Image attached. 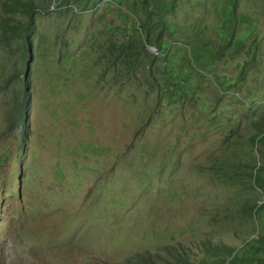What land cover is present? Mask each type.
Listing matches in <instances>:
<instances>
[{
  "label": "rangeland",
  "instance_id": "rangeland-1",
  "mask_svg": "<svg viewBox=\"0 0 264 264\" xmlns=\"http://www.w3.org/2000/svg\"><path fill=\"white\" fill-rule=\"evenodd\" d=\"M131 1L34 0L48 10L25 60L0 28V264L197 259L204 240L239 248L264 227V209H242L264 198L248 177L264 159L249 140L264 119V0H237L251 24L237 26L246 41L231 59L206 51L222 42L224 0H177L160 51ZM24 63L21 143L6 116Z\"/></svg>",
  "mask_w": 264,
  "mask_h": 264
},
{
  "label": "trees",
  "instance_id": "trees-1",
  "mask_svg": "<svg viewBox=\"0 0 264 264\" xmlns=\"http://www.w3.org/2000/svg\"><path fill=\"white\" fill-rule=\"evenodd\" d=\"M71 0H56V5L60 6ZM237 0H224L223 14L220 18L218 31L222 42L214 48L206 49L211 51V56L224 55L231 59L243 50L245 39L236 34L239 23L247 25L250 21L244 16L237 14ZM131 6L137 20L141 39L146 46L154 47L155 51H160L163 43L172 34L170 28V16L174 13L177 0H132ZM1 8L5 16L2 18L0 28L3 35L17 38L21 44L22 59L29 55L27 46L30 45L31 35L35 29V16L39 12H46L48 5L39 8L34 0H4ZM18 17V19L16 18ZM255 52V44L248 43L246 53L248 60L241 64L238 74H243L245 64L251 61ZM154 58L150 53L149 60ZM215 58V57H214ZM14 77L19 80L18 89L14 94L13 113L6 116L7 127L16 126L19 131L20 142L24 143L28 134L27 112L29 108V83L27 75V63L17 71ZM253 133L249 140L261 157L264 155V119L252 124ZM251 186L257 188L264 196V159L258 165H252L248 173ZM243 211L248 215L258 216L264 209L263 202L259 205L245 202ZM201 256L197 259L185 252H167L169 258H161L148 251L139 253L125 261V264H264V227H260L254 236L242 241L239 248L224 242H212L204 240L200 243Z\"/></svg>",
  "mask_w": 264,
  "mask_h": 264
},
{
  "label": "water",
  "instance_id": "water-1",
  "mask_svg": "<svg viewBox=\"0 0 264 264\" xmlns=\"http://www.w3.org/2000/svg\"><path fill=\"white\" fill-rule=\"evenodd\" d=\"M148 48H149V50H151V51L154 50V47H152V46H148ZM27 49H28V51H29V46H27Z\"/></svg>",
  "mask_w": 264,
  "mask_h": 264
}]
</instances>
